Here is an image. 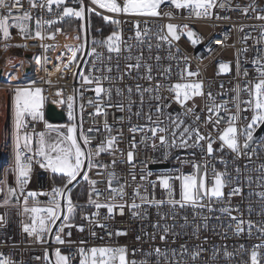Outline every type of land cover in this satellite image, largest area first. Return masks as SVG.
I'll return each instance as SVG.
<instances>
[{"label":"snow or ice","instance_id":"6c2138e0","mask_svg":"<svg viewBox=\"0 0 264 264\" xmlns=\"http://www.w3.org/2000/svg\"><path fill=\"white\" fill-rule=\"evenodd\" d=\"M78 4V8L68 5V0H0V45L3 51L11 47H23L27 49L26 44L8 43L12 39L10 29H17L22 39H34L41 41L39 45L45 55L34 57L35 63L40 65L48 76L59 74L58 79L63 78V74L71 72L74 78H79L81 86L89 85L85 91H93L96 99H89L88 104L92 105L94 112L90 115L105 114L107 108H116L119 112H126V117L117 119H127L130 127L129 132L133 134L130 141V147L126 154V160L120 163H126L129 166V175L135 187L131 195L126 192L130 185L117 175L114 168L118 163L117 154L123 155L122 150L117 146L119 135L106 137L104 141L93 146L90 137L81 131L80 139L83 140V146L78 142L76 123L69 125L47 127L56 132L55 140H46L45 133H39L38 147H32V135L28 133V124L26 117H31L33 121L42 119L45 96L42 95L43 89L40 87L16 88L13 96L14 105V154L12 171L16 177L15 187L9 186L5 181H0L4 187L0 188V193H5L0 201V207L9 205L18 207L19 215L28 218V221H22V231L33 242L46 243L49 237L54 238V243L63 245L66 243L62 236H71V231L65 232V229L76 227L78 231L83 232V226H77L72 223L78 205L71 196L70 185L83 179L89 185L88 204L94 207L95 211L89 216L82 217L90 224L107 229V224H101V209H105L103 219L111 220L117 215L123 217L125 211L130 214L134 220L146 221L149 219V210L155 209L156 221L151 223V232L145 231L143 236H136V241L154 242L157 237L165 243V248L159 246L152 247L151 250L140 249L144 259L137 261L130 260L127 246L111 247L101 246L85 249H77L76 255H79V264H151L150 258L155 256L157 264H199L208 251L203 244H194L189 246L185 241L178 248L168 247V242L175 244V237L180 233L175 231L176 224H169V220H175L178 210L191 208L193 210V226L191 236L200 240L201 225L196 223V217H199L205 223L210 218L206 213L211 214L220 211L229 218L227 228L232 231L234 236L247 235L251 237L253 231L264 237V220L259 222L251 219L252 206L249 204L247 216L241 211L240 205H233V197L243 196V184L253 183L251 176L244 177L243 173L247 171H257L260 173L256 177V183L264 187V162L259 163L254 168H249L250 163L260 159V153L264 152V140L260 139L259 133L264 131V23L260 25H250L255 31L258 29L259 35L253 36L251 33H245L241 37V43L244 45L237 51L235 61V77L242 79L243 84L237 83L230 90L231 95L227 99H218L224 97L225 92L220 91L213 94L212 91H205V83L200 78L199 70H191L190 55L187 52H181L177 42L182 37L193 47L204 42V38L193 30L189 24L160 23L167 18L168 20L196 19V20H228V15H221L222 12H239L242 16L249 19L264 22V9H260L255 0H249L248 3L241 5L233 4V0H89V5L85 0H72ZM95 6V7H92ZM96 8L103 9L106 13L114 14L115 17L103 15L106 22L116 26L106 39L97 41L93 39L91 46L88 41V32L84 24L81 23L80 30L72 36L61 27L53 29L54 25L64 22L66 17L75 18L80 21L85 20V13H92ZM43 13H47L51 18H45ZM250 13L252 15H250ZM97 15L101 13L97 12ZM131 18L130 22L134 25V36L123 39L120 25L123 23L118 17ZM140 18H154L155 27L147 25L146 20ZM35 22L34 32L30 31L29 22ZM241 32L244 28L239 29ZM58 35H63L66 40L74 41L60 45L58 43L45 44L43 41H56ZM229 39L227 33L223 39L216 38L210 40L206 46L208 53H215L218 49L212 48V44L227 47L235 45H226ZM253 40L254 45L249 46L248 41ZM135 41V44L129 43ZM146 46L149 55L145 57L144 47ZM133 47H138V54L133 55ZM252 47L254 55L248 60L247 53ZM98 48H105L108 55L98 51ZM156 52L153 54V49ZM50 50H56L58 54L55 62L50 59L46 53ZM161 51L167 52V57L160 54ZM126 61L121 73L119 60L123 53ZM244 55V61L250 63L252 68L243 67L241 55ZM115 59L117 63L113 66L111 61ZM167 59L168 63L163 61ZM154 61V63L149 62ZM43 62V63H42ZM11 63V62H9ZM53 65V71H49L46 64ZM17 68L16 65H11ZM23 67V62L19 65ZM113 68L119 75H113ZM175 69V73L173 71ZM18 70V69H17ZM232 72L230 62L218 63V75H224ZM250 72L256 75L249 79ZM96 73H101L96 75ZM135 73V77H133ZM175 75L178 79L173 82ZM135 78L142 80L147 86L136 83L133 86H127L126 89L115 88V96L119 99L113 101L112 84L123 82L125 78ZM9 79H14L9 75ZM109 83V87L104 86V82ZM52 84L53 81H46ZM35 83V82H33ZM224 88L223 85L220 86ZM81 97L83 91H80ZM134 95L138 97L134 99ZM53 103H67L68 119L75 121L77 119L74 111V97L63 98V90L58 89L55 92ZM148 99V110L145 112V100ZM203 98L206 103L204 108L197 111L196 98ZM173 104L178 105L181 111H169ZM137 107L134 112L133 108ZM235 111H232V109ZM81 112L83 105H80ZM243 113H251L249 116H243ZM137 120L143 118V124L131 123L132 117ZM189 118L191 122H189ZM246 121L243 128L238 126L241 120ZM224 127H221V122ZM203 128L206 131H202ZM82 127V125H81ZM59 128H66V134L61 133ZM22 129L24 134H21ZM106 132L112 131V125L105 123ZM92 131V129H89ZM215 133V135H213ZM140 134L139 143L150 145L152 150L163 149L162 157L159 162L167 161L173 150L177 149H199V159L196 153H191L192 158L177 159L180 165L177 168L166 170L161 174H156V179H150L154 173L148 170V163L142 161L139 173L136 171L135 153L137 146L136 135ZM243 137V142H241ZM256 145V147H253ZM215 146V147H214ZM102 153H108L113 158L110 163L105 164L99 160ZM220 154V155H218ZM226 155L233 158V168L229 171ZM244 158L247 162L241 165L235 164V161ZM212 161H218L222 164L223 170H218ZM39 165L54 176L58 175L62 180V187H54L50 193H38L36 191L26 190L30 181L33 167ZM185 165H189L191 172H184ZM112 170H109V169ZM95 170L98 176H105V181H98L89 176L90 172ZM234 173V175H233ZM139 177V179H138ZM106 182V191L110 196L100 199L104 192L96 187L98 183ZM161 189V198H157L156 190ZM225 189H229L225 191ZM39 195L49 197L47 206L41 207L36 199ZM261 201H264V191L256 193ZM29 200L32 206L29 207ZM224 204L225 206L216 209L214 205ZM167 208L165 212L163 209ZM260 215H264V210ZM8 213L0 214V226L8 223ZM219 219V217H217ZM184 224L179 227L184 228L188 225V216L183 217ZM59 221V223H57ZM224 227V225H221ZM55 230V231H54ZM115 236H127L126 230H116ZM96 235L95 232L92 233ZM109 237L113 235L108 232ZM187 235V233H185ZM225 238L227 234L225 233ZM147 238L146 240L144 238ZM207 241L205 240V243ZM81 244L84 241L80 242ZM248 252V259L241 261V264H264V243L255 244L251 249H246L243 244L233 251L228 250L227 245H222L220 249L212 246V255L209 259L213 262L222 255L225 260L231 261L237 254ZM137 249H132L131 255L135 256ZM54 264H71L74 256L65 255L60 248L54 250ZM35 259L40 260L37 256ZM43 259H49L48 249H45ZM0 264H18L11 256L0 252ZM208 264V260H204Z\"/></svg>","mask_w":264,"mask_h":264},{"label":"built area","instance_id":"2783aa9c","mask_svg":"<svg viewBox=\"0 0 264 264\" xmlns=\"http://www.w3.org/2000/svg\"><path fill=\"white\" fill-rule=\"evenodd\" d=\"M22 3H25V0H21ZM249 0H233V4L240 3L241 5L248 3ZM256 5L260 9H264V0H255ZM85 4L89 5V0H85ZM68 5L74 8H78L79 5L72 2V0H68ZM25 7L27 4L25 3ZM95 7V6H92ZM97 12L101 13V15H97ZM89 14V27H90V16L91 14H95L100 17L104 22L103 15H109L110 17L117 18L114 14L106 13L103 9L96 8L95 12L88 13ZM45 18H51L47 13H43ZM221 15H228L231 19L228 20H196V19H182L176 18L172 20H168L165 18L160 21V23H173V24H189V26L195 30L200 36L204 38V42L196 47H193L190 42L187 41L186 37H182V39L177 42L181 52H187L191 59V70L196 71L199 70L200 78L203 79L205 83V91H212L215 95L220 91L225 92L224 97H217L218 99H227L229 95H231L230 90L237 83L243 84V80L235 77V61L237 59V51L244 45L241 43V37L245 33H251L254 37L259 35V31L253 30L250 25H260L261 21H257L255 19H249L247 17L242 16L239 12H222ZM250 15H252L250 13ZM123 21L120 25V30L122 31L123 39L128 40V37L134 36L135 28L134 25L130 22L131 18L128 17H118ZM69 17H66L64 22L61 24H57L53 26V29L56 27H61L64 31L72 36L76 35L77 31L80 28H75L72 30H66L64 28L65 23L68 21ZM141 20H146V23L150 27H155L154 18H140ZM84 26L86 28V13ZM110 25L108 32L102 31V29H98L97 34L94 39L97 41H102L106 39L114 30H116V26L110 22H106ZM243 27L244 31L241 32L239 29ZM30 31L34 32L35 30V22H29ZM12 39L8 41L13 45L15 44H26L27 49L20 47H11L7 51H3L2 45H0V70H2V76L0 78V92L7 95V111L5 113V117L2 113H0V181H5L7 185L15 187L16 177L12 171L13 165V154H14V107L12 108L11 97L14 96V92L16 88H30V87H40L43 89L42 95L46 97L43 108L41 112L43 114L42 119H37L33 121L31 117H26V122L28 124V133L32 135L33 144L32 147L35 149L38 147L39 133H45V138L50 129L47 127V124L50 123L45 117V109L48 103L52 102L54 99H60L55 97V92L58 89L63 90V98L66 100L68 96L74 97V111L77 119L75 121H70L68 119V109L67 103L58 104L61 105L66 113V124L67 123H79L80 126V134L81 131L84 135L92 138L91 144L93 146L99 144L101 141H104L106 137L118 136V148L122 150L123 155L117 154L118 163L115 165V172L122 180L127 181L130 185L126 188V192L131 195L133 188L135 187L134 182L131 180V176L129 175V166L126 163H120V161L126 160V154L129 150H132L130 147V141L132 139L133 134L129 132V123L127 119L120 120L118 117H126L128 114L126 112H119L116 108H107L105 110V114L101 115H90L94 112V108L92 105L88 104L89 99L95 100V93L93 91H85L83 89H87L90 87H94V85H84L81 86L79 78H74L71 72H66L63 74L62 79H58L59 74H54L51 77L48 76L47 72L43 70L40 65L35 63L34 57L43 56L45 53L43 49L40 48L41 41L34 39L24 40L18 34L17 29H10ZM227 33L229 39L225 42L226 45H235V47H227L222 45H216L213 43L211 46L214 49H218L215 53H208L206 50V46L208 45L210 40H214L216 38L223 39L224 34ZM91 36V29H90ZM92 41V37L90 38ZM74 41L66 40L63 35H58L56 41L45 40L43 43L45 44H53L58 43L60 45H64L66 43H71ZM129 43L135 44V41H129ZM248 45H254L253 40L248 41ZM98 51L103 53L104 56H107L108 53L105 48H98ZM139 48L133 47V55L138 54ZM156 50L153 49V54H155ZM58 54L56 50H50L46 55L55 62V57ZM160 54L164 57H167L166 51H161ZM127 53H123L119 60L121 73L124 69V65L126 61L124 60V56ZM144 55L147 57L149 55L146 46L144 47ZM248 60L250 61L254 55V49L250 47L248 53L246 54ZM11 58H16L20 60L17 65L18 70H13V74H17L19 76L18 80L10 81L5 78L6 75V66L9 65V60ZM23 62V67L20 68L19 65ZM154 63V61H149ZM220 62H230V66L232 67V72L224 75H218V63ZM43 63V62H42ZM114 66L117 61L113 59L111 61ZM163 63L167 64L168 60L165 59ZM241 63L243 67L252 68L250 63L244 61V55H241ZM49 71H53V65L51 63L44 65ZM175 73V69H173ZM121 73H117L115 68H113V75H119ZM101 73H96V75H100ZM135 73H133V77H135ZM256 75L255 72H250L249 79ZM51 79L53 81L52 84L47 83L46 81ZM178 78L173 75V82H175ZM35 82V83H33ZM136 83L144 84L146 83L142 80H136L135 78H125L123 82H115L112 84L113 88V101L119 99V97L115 96V88L119 87L121 89H126L127 86H133ZM223 85L224 88L221 89L220 86ZM105 87H109V83L107 81L104 82ZM80 91H83V96L81 97ZM1 93V94H2ZM6 97V96H4ZM134 99H137L134 95ZM13 100V98H12ZM148 99L146 97L144 111L148 110ZM206 101L203 98H196L197 111L199 112L202 108H204ZM80 105H83V111L81 112ZM137 107L133 108L135 112ZM169 111L179 112L181 109L178 105L173 104L172 108ZM232 111H235L233 108ZM243 116H249L251 113H243ZM3 116V118H1ZM189 122L191 119L189 118ZM105 123L112 125V131L106 132L104 129ZM131 123L135 124H143V118L137 120L135 116L132 117ZM246 121L243 119L238 122V126L243 128ZM52 124V123H51ZM82 125V127H81ZM221 127H224V122H221ZM202 131H206L203 128V122H201ZM92 129V131H89ZM21 134H24V130L22 129ZM215 135V133L213 134ZM260 139L264 140V132L261 133ZM137 141L135 153V162H136V171L139 173L141 168L142 161H153L148 163V170L152 171L154 175L150 178L155 180L156 174H161L166 170H171L179 167L180 165L177 163V157L180 159L192 158L191 153H196V158L199 159L200 150L197 149H177L173 150L172 156L165 162H159L162 157L163 149L158 151H153L150 145H145L139 143L140 134H137L135 137ZM82 140V139H81ZM83 142V140H82ZM241 142H243V137H241ZM215 147V146H214ZM256 147V145H253ZM220 155V154H218ZM112 156L108 153H102L99 157V160L102 163L108 164L112 160ZM225 159L228 161L229 171L232 170L233 158L231 155H226ZM254 163L249 164V168H254L259 163L264 162V152L260 153V159L256 160L253 157ZM247 161L242 157L240 160L235 161V164L243 166ZM217 167L218 170H223V165L218 163V161H212ZM154 166H158L159 168H153ZM162 166H167L166 168ZM109 170H112L111 168ZM183 171L188 173L191 172L192 169L189 165H185ZM257 171H247L243 173L244 177L251 176L253 178V183L248 185L247 182L243 184V196L242 197H233L231 203L233 205H240L241 211L244 212L245 216H247L246 209L249 204H251L253 212L251 219L254 221L264 220V215H260L261 211L264 210V201H261L260 198L256 195V193L264 191V187H261L257 184L256 177L259 175ZM234 175V173H233ZM89 176L92 179H96L98 181H105V176H98L95 174V170L89 173ZM139 179V177H138ZM84 185L87 190V198L84 202L78 205L79 208V218L75 221H72L74 225L83 226L84 231L80 232L76 227L71 229H65V232L71 231V236H62L65 239L66 243L63 245H57L54 243V238L49 237L46 243H36L33 242V238L29 237L26 233L22 231V221H28V218L22 215H19L18 212L20 209L18 207H13L11 205L7 207H0V214L5 212L8 213V223L6 225L0 226V252L5 253L6 255L11 256V258L18 262V264H49V261L43 259L45 249H48L49 259H50V251L53 252L56 248H60L62 253L65 255H70V257L74 256V259H71V264H79V255H76L77 249L83 247L85 249H90L92 247H101V246H111V247H119V246H127L129 250V259H135L140 261L144 259V256L140 249L151 250L152 247L159 246L161 248H165V243L161 242L159 238L154 242H144L136 241V236L141 235L145 231L151 232V223H154L157 219L155 214V209L149 210V219L146 221L134 220L130 217V214L125 211V215L123 217L117 215L114 219L105 220L103 219V214L106 212L105 209H101V217L99 218L101 224H107L108 228L104 229L98 227L94 224H90L87 220L83 219L84 216L91 215L92 212L95 211L94 207L88 204V195H89V185L83 179ZM4 185L0 184V188H3ZM54 187H61L57 185L53 180V174L45 169L41 168L38 164L33 167V171L31 174L30 181L27 185L26 190L36 191L38 193H50ZM97 188L104 192V195L100 197L103 200L106 196H110L111 193L106 191V182L98 183L96 185ZM229 189H225L228 191ZM162 190L157 188L156 194L157 198H161ZM5 193H0V201L3 200ZM47 195H39L37 196V200L40 202V205H44L48 203ZM32 206V201L29 200V207ZM225 206L224 204H216L214 207L219 209ZM163 211L167 212L168 209L165 208ZM206 215H209V219L207 221V228L203 227L205 223L199 217H196V223L201 225L200 229V240H196L195 237L191 236L192 226H193V210L191 208L178 210L177 216L175 220H169V224H176V229L180 236L175 237L176 243L172 244L171 239L168 242V247L178 248L181 243L185 241L189 244V246L194 244H203L205 248L208 249L206 253H204V257L201 259L199 264H204V260H208V264H241V261L248 259V252H244L242 254H237L235 258L231 261L225 260L222 255L218 256L216 261L213 262L209 259L212 255V246H215L217 249H220L222 245H227L229 251H233L234 249H238L241 244L245 246L246 249H251V247L255 244L264 243V237H261L259 233L253 231V235L251 237L247 235H241L239 237L234 236L232 231L227 228V224L229 223V218L222 214L220 211H215L211 214L205 212ZM188 216V225L184 228H180L181 224H184L183 217ZM219 217V219H217ZM224 225V227H221ZM116 230H126L128 232L127 236H115ZM95 232L96 235L93 236L92 233ZM108 232H112L113 235L109 237ZM187 233V235H185ZM227 234V238H225L224 234ZM147 239L146 237L144 238ZM205 240L207 241L205 243ZM84 241L83 244L80 242ZM132 249H137V253L135 256L131 255ZM41 257L42 259L37 260L35 257ZM51 260V259H50ZM151 264H157V259L155 256L150 258ZM190 264V262H189Z\"/></svg>","mask_w":264,"mask_h":264},{"label":"trees","instance_id":"16d2710c","mask_svg":"<svg viewBox=\"0 0 264 264\" xmlns=\"http://www.w3.org/2000/svg\"><path fill=\"white\" fill-rule=\"evenodd\" d=\"M81 23L84 24V22L75 19V18H70L68 21L65 23L64 28L66 30H72L75 28H80ZM102 29L104 32H108L110 25L104 22L100 17H98L95 14H91L90 16V29H91V37L92 40L94 39L95 35L98 32V29ZM53 180L54 182L62 187V180L58 175L54 176L53 175ZM71 196L73 201L79 205L82 202H84L87 198V190L86 186L84 185L83 181H80L78 184H76L72 189H71ZM79 208H77V211L75 213L74 219L72 221H75L79 218Z\"/></svg>","mask_w":264,"mask_h":264},{"label":"water","instance_id":"95a60500","mask_svg":"<svg viewBox=\"0 0 264 264\" xmlns=\"http://www.w3.org/2000/svg\"><path fill=\"white\" fill-rule=\"evenodd\" d=\"M86 29H87V32H88L89 45L91 46V41H90L91 36H90L89 14H88V12H86ZM1 76H2V70H0V78H1ZM45 117L52 124H63V123L66 122V113H65L63 107L61 105H58V104L52 103V102L48 103L47 106H46ZM77 125H78V127H77L78 136L80 138V126H79V123H77ZM263 132L264 131L260 132L259 135L261 133H263ZM82 146H83V143H82ZM162 167L166 168L167 166H162ZM153 168H159V167L158 166H154ZM81 180L82 179L78 178V181L74 182L73 185H70L69 188L72 189ZM57 223H59V221ZM50 259H51L52 263L54 264L55 260H54L52 251H50Z\"/></svg>","mask_w":264,"mask_h":264},{"label":"bare ground","instance_id":"6f19581e","mask_svg":"<svg viewBox=\"0 0 264 264\" xmlns=\"http://www.w3.org/2000/svg\"><path fill=\"white\" fill-rule=\"evenodd\" d=\"M9 62H11V63H9V65L6 66V75H5V78L8 79V80H10V81H16V80H18L19 76L17 74H13L12 71L13 70H16L18 68H13V67H11V65L14 64V65L17 66L19 64L20 60H18L16 58H11L9 60ZM9 75H11L12 77H14V79H9ZM2 94L0 95L1 97H3ZM6 101H7V97H5L4 100L2 98L1 105H0V113L6 111V105H4L6 103Z\"/></svg>","mask_w":264,"mask_h":264},{"label":"crops","instance_id":"0c3cea01","mask_svg":"<svg viewBox=\"0 0 264 264\" xmlns=\"http://www.w3.org/2000/svg\"><path fill=\"white\" fill-rule=\"evenodd\" d=\"M1 93V92H0ZM4 95L7 97V95H6V93H4ZM3 96V95H2ZM1 98H3V100L5 99V97L3 96V97H1ZM7 101H6V103L4 104V105H6V111H7ZM6 111L5 112H1L2 114H3V116L5 117L6 115H5V113H6ZM3 116L1 117V118H3ZM1 123V122H0ZM48 124H51V123H48ZM47 124V125H48ZM67 124H70V123H67ZM54 126V125H53ZM65 131H66V129H65ZM78 132V131H77ZM56 139V132H53V131H49L48 132V134L46 135V140H55ZM78 139H79V142H80V144L82 145V141L80 140V138H79V136H78ZM54 175V174H53Z\"/></svg>","mask_w":264,"mask_h":264},{"label":"rangeland","instance_id":"374dc122","mask_svg":"<svg viewBox=\"0 0 264 264\" xmlns=\"http://www.w3.org/2000/svg\"><path fill=\"white\" fill-rule=\"evenodd\" d=\"M2 93V92H1ZM1 95V94H0ZM3 96H5L4 94H2ZM13 96L11 97V102L13 103V100H12ZM1 96H0V105H1ZM14 107V105L12 104V108ZM51 125H54V126H60V125H69V124H66V123H63V124H51ZM66 128H59V131L61 133H64L66 134V131H65ZM77 138H78V132H77ZM78 142H79V139H78ZM80 143V142H79ZM47 199H49V197L47 196L46 197ZM48 204V203H47ZM47 204H44V205H40L41 207H44V206H47ZM53 264V263H52Z\"/></svg>","mask_w":264,"mask_h":264}]
</instances>
